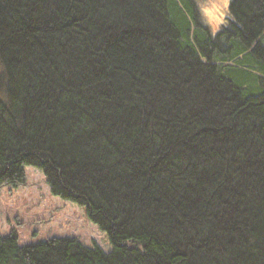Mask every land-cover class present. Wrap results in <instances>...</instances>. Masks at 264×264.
I'll return each instance as SVG.
<instances>
[{
  "label": "trees",
  "instance_id": "obj_1",
  "mask_svg": "<svg viewBox=\"0 0 264 264\" xmlns=\"http://www.w3.org/2000/svg\"><path fill=\"white\" fill-rule=\"evenodd\" d=\"M37 167L112 245L0 264H264V0H0V189Z\"/></svg>",
  "mask_w": 264,
  "mask_h": 264
},
{
  "label": "rangeland",
  "instance_id": "obj_2",
  "mask_svg": "<svg viewBox=\"0 0 264 264\" xmlns=\"http://www.w3.org/2000/svg\"><path fill=\"white\" fill-rule=\"evenodd\" d=\"M201 21L214 34L228 17L229 0H194ZM214 4L215 13L207 6ZM25 184L0 189V233L16 228L20 244L52 237H75L83 245L111 250L107 234L91 221L82 205L53 195L41 170L24 166Z\"/></svg>",
  "mask_w": 264,
  "mask_h": 264
},
{
  "label": "bare ground",
  "instance_id": "obj_3",
  "mask_svg": "<svg viewBox=\"0 0 264 264\" xmlns=\"http://www.w3.org/2000/svg\"><path fill=\"white\" fill-rule=\"evenodd\" d=\"M206 9H208L209 13L212 12V15H213V13H215L214 4L213 3L211 5H209V6H207Z\"/></svg>",
  "mask_w": 264,
  "mask_h": 264
}]
</instances>
